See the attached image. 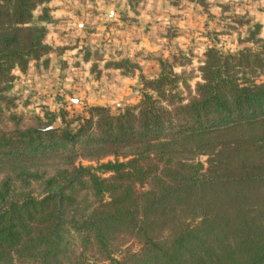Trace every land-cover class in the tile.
<instances>
[{
    "label": "trees",
    "instance_id": "trees-1",
    "mask_svg": "<svg viewBox=\"0 0 264 264\" xmlns=\"http://www.w3.org/2000/svg\"><path fill=\"white\" fill-rule=\"evenodd\" d=\"M49 1L0 0V264H264V82L247 77L264 51L207 49L193 88L160 62L137 104L52 128L7 97L48 51L32 12Z\"/></svg>",
    "mask_w": 264,
    "mask_h": 264
},
{
    "label": "rangeland",
    "instance_id": "rangeland-1",
    "mask_svg": "<svg viewBox=\"0 0 264 264\" xmlns=\"http://www.w3.org/2000/svg\"><path fill=\"white\" fill-rule=\"evenodd\" d=\"M192 3L198 8L188 11ZM32 24L44 27L48 51L10 72L7 97L14 113L52 128L63 114L74 130L90 107L137 104L160 62L175 58L173 72L190 74L193 88L207 49L264 51V0H50ZM247 77L264 82V68Z\"/></svg>",
    "mask_w": 264,
    "mask_h": 264
},
{
    "label": "crops",
    "instance_id": "crops-1",
    "mask_svg": "<svg viewBox=\"0 0 264 264\" xmlns=\"http://www.w3.org/2000/svg\"><path fill=\"white\" fill-rule=\"evenodd\" d=\"M186 8V7H185ZM193 8H198V6L195 4V3H192L191 5L187 6V10H194ZM67 14V13H66ZM67 15H70L71 16V13H68Z\"/></svg>",
    "mask_w": 264,
    "mask_h": 264
}]
</instances>
